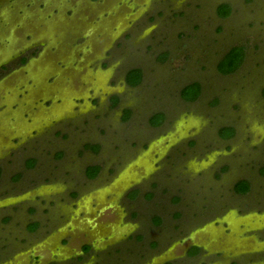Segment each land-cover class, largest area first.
I'll use <instances>...</instances> for the list:
<instances>
[{"label": "rangeland", "instance_id": "rangeland-1", "mask_svg": "<svg viewBox=\"0 0 264 264\" xmlns=\"http://www.w3.org/2000/svg\"><path fill=\"white\" fill-rule=\"evenodd\" d=\"M263 86L264 0H0V264H264Z\"/></svg>", "mask_w": 264, "mask_h": 264}, {"label": "trees", "instance_id": "trees-1", "mask_svg": "<svg viewBox=\"0 0 264 264\" xmlns=\"http://www.w3.org/2000/svg\"><path fill=\"white\" fill-rule=\"evenodd\" d=\"M230 12H231V8L228 4H221L217 9V13L221 17L228 16ZM243 53H244L243 45L233 46L226 54L223 55L221 60L218 62L217 70L223 75H227L235 72L243 60ZM24 60L25 59H23V61ZM141 79H142V70L140 68H131L125 74V82L132 87L137 86L140 83ZM180 94L184 100L193 101L197 99V97L200 94V84L198 82L190 83L181 89ZM263 96H264V89H263ZM111 100L113 106L116 104L118 98L116 96H112ZM128 113H129L128 111L125 112L123 119L127 118ZM163 119H164V115L162 113H157L151 117L150 122L153 125H158L162 123ZM234 133H235V129L233 127H223L219 130V135L225 139L232 137ZM32 162L34 163V161ZM31 166L32 164H30L29 167ZM99 169H100L99 165H91L87 168L86 174L87 175L89 174L90 177H94L98 173ZM0 173H1V169H0ZM248 189H249V183L247 180H241L237 182L234 187V191H236L239 194L246 193ZM157 219L158 218H155V221H157ZM198 250H199L198 247L193 246L188 250L187 255L192 256L195 253H197Z\"/></svg>", "mask_w": 264, "mask_h": 264}, {"label": "crops", "instance_id": "crops-1", "mask_svg": "<svg viewBox=\"0 0 264 264\" xmlns=\"http://www.w3.org/2000/svg\"><path fill=\"white\" fill-rule=\"evenodd\" d=\"M220 17H221V16H220ZM225 17H226V16H225ZM231 48H232V47H230V48L227 50V52H228ZM227 52H226V53H227ZM226 53H225V54H226ZM222 57H223V56H222ZM222 57H221V58H222ZM244 57H245V52L243 53V60H242V62H241V64H240V66L242 65V63H243V61H244ZM220 60H221V59H220ZM220 60H219V61H220ZM219 61H218V62H219ZM240 66H239L237 69H239ZM237 69H236V70H237ZM218 72H219V71H218ZM219 73H220V72H219ZM233 73H234V72H233ZM220 74H221V73H220ZM230 74H232V73H230ZM230 74H227V75H230ZM222 75H223V74H222ZM192 83H193V82H192ZM189 84H190V83H189ZM199 84H200V83H199ZM187 85H188V84H187ZM185 86H186V85H185ZM183 87H184V86H183ZM183 87H182V88H183ZM263 89H264V86H263L262 89H261V95H262V96H263ZM180 92H181V90H180ZM200 94H201V86H200ZM200 94H199V96H200ZM180 96H181V94H180ZM199 96L197 97V99H199ZM181 98H182V97H181ZM263 98H264V96H263ZM197 99H195V100H193V101H187V100H184V99L182 98V100H184L185 102H189V103H194V102H196ZM157 113H162V114L164 115V119H163V121H162V123H163V122L165 121V113H164V112H156V113H154L153 115H155V114H157ZM153 115H152V116H153ZM152 116H150V118H149V123H150V124H151L150 119H151ZM162 123H160V124H158V125H153V124H151V125L154 126V127H158V126L162 125ZM223 127H225V126H223ZM223 127H221V128H223ZM228 127H232V126H228ZM221 128H220V129H221ZM233 128H234V127H233ZM220 129H219V130H220ZM218 134H219V132H218ZM234 135H235V133H234ZM234 135H233V136H234ZM219 136H220V135H219ZM233 136H232V137H233ZM221 138H222V137H221ZM230 138H231V137H230ZM223 139H225V138H223ZM228 139H229V138H228ZM99 167H100V166H99ZM98 173H99V171H98ZM98 173H97V174H98ZM97 174H96V175H97ZM86 175H87V174H86ZM96 175H95V176H96ZM95 176H94V177H95ZM87 177H88V176H87ZM94 177H88V178H94ZM241 180H245V179H240V180H238L237 182H239V181H241ZM237 182H235V184H236ZM235 184H234V187H235ZM132 190H134V189H132ZM132 190H131V191H132ZM135 190H137V189H135ZM131 191H129L128 194H129ZM128 194H127V196H128ZM131 198H132V197H131ZM131 198H130V199H131Z\"/></svg>", "mask_w": 264, "mask_h": 264}, {"label": "flooded vegetation", "instance_id": "flooded-vegetation-1", "mask_svg": "<svg viewBox=\"0 0 264 264\" xmlns=\"http://www.w3.org/2000/svg\"><path fill=\"white\" fill-rule=\"evenodd\" d=\"M31 57H33V55H31ZM29 58H30V57H28L27 60H29ZM142 79H143V71H142ZM142 79H141V81H142ZM141 81H140V82H141ZM126 84H127V83H126ZM127 85H128V84H127ZM131 87H132V86H131ZM151 126H152V125H151ZM225 127H228V126H225ZM219 137H221V136H219ZM90 166H91V165H90ZM88 167H89V166H88ZM88 167H87V168H88ZM87 168H86V170H87ZM0 169H1V168H0ZM99 171H100V169H99ZM2 174H3V171H2V169H1L0 180H1V178H2ZM97 175H99V173H98ZM97 175H96L94 178H97ZM86 176H87V175H86ZM94 178H89V179H94ZM137 192H139V188H137ZM235 192H236V191H235ZM137 195H138V194H135L131 199H133V198L136 197ZM129 199H130V198H129ZM33 229H36V230H37L38 227H37V228L34 227ZM86 246H88V248H87L86 250H88L89 248H92V247H90V245H86ZM193 246L198 247L197 245H193ZM193 246H191V247H193ZM191 247H190V248H191ZM190 248H189V249H190ZM198 248H199V250L197 251V253H195V254L192 255V256H195V255H197V254L200 253V249H202V248H201V247H198ZM189 249H188V250H189ZM86 250H85V248H84V246H83V251H86ZM188 250H187V252H188ZM189 257H191V256H189Z\"/></svg>", "mask_w": 264, "mask_h": 264}]
</instances>
